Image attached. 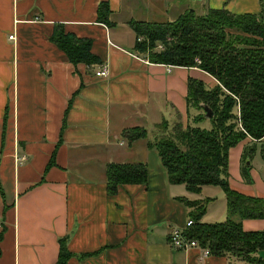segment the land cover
Returning <instances> with one entry per match:
<instances>
[{"label":"crops","instance_id":"0c3cea01","mask_svg":"<svg viewBox=\"0 0 264 264\" xmlns=\"http://www.w3.org/2000/svg\"><path fill=\"white\" fill-rule=\"evenodd\" d=\"M210 9L259 15L261 0H0V264H59L63 245L66 264H249L170 244L190 220L181 198L210 200L204 223L230 218L224 192L211 198L172 185L150 147L164 121L195 125L191 80L208 90L219 83L199 68L169 72L151 63L137 52L130 24ZM63 34L88 44L97 63H71L59 45ZM103 66L109 78L96 77ZM136 128L149 136L130 143L124 133ZM263 147L248 138L231 148L228 171L233 190L262 201ZM137 164L146 166L147 184L111 193L109 166ZM242 227L264 233V218ZM258 257L264 264V251Z\"/></svg>","mask_w":264,"mask_h":264},{"label":"trees","instance_id":"16d2710c","mask_svg":"<svg viewBox=\"0 0 264 264\" xmlns=\"http://www.w3.org/2000/svg\"><path fill=\"white\" fill-rule=\"evenodd\" d=\"M130 24L137 34V52L151 63L199 68L219 83L208 90L202 82L191 80L188 106L198 112L195 125L164 121L156 126L155 142L150 147L158 152L172 185H184L193 194L201 193L204 187H220L226 195L230 218L215 224L202 221L210 200L181 198L191 209L194 223L188 236L213 255L259 264L264 233L245 232L242 220L264 218V201L233 190L228 171L231 148L248 138L264 140V0L259 15L210 9L204 16L190 11L170 23ZM61 39L59 45L71 63H97L88 44L64 34ZM204 107L213 112L210 129L200 126L207 120ZM148 136L143 128L124 133L130 143ZM255 151L254 146L249 147L246 156L250 158ZM148 179L145 165L109 166L111 193L122 185H145ZM67 258L63 245L59 264H66Z\"/></svg>","mask_w":264,"mask_h":264},{"label":"built area","instance_id":"2783aa9c","mask_svg":"<svg viewBox=\"0 0 264 264\" xmlns=\"http://www.w3.org/2000/svg\"><path fill=\"white\" fill-rule=\"evenodd\" d=\"M10 39H14V36H11ZM159 49L162 50L163 47L159 46ZM171 66H169V72L171 70ZM110 76V70L108 66H103L99 71L96 72V77L98 78H109ZM193 221L189 220L186 228L185 229H178V230H174L172 232V234L170 235V244L176 248V249H180V250H187V249H191V248H199L200 245L198 243V241L191 239L188 236V229L191 228L193 226ZM204 250V257H208L211 255V252L208 248H203Z\"/></svg>","mask_w":264,"mask_h":264},{"label":"rangeland","instance_id":"374dc122","mask_svg":"<svg viewBox=\"0 0 264 264\" xmlns=\"http://www.w3.org/2000/svg\"><path fill=\"white\" fill-rule=\"evenodd\" d=\"M257 160L260 161L261 163L263 162L262 161L261 152H260V148L258 149V152H257ZM202 192H204L202 194V196H204V197L216 198L219 193H222L224 191L220 187H205L204 190H202ZM219 204H221V201L220 202H216L215 205H214L215 207L214 206L211 207V212H214V213L217 212L216 208L219 206ZM214 219L215 218H211L208 215V217L206 218V221L207 222L216 221Z\"/></svg>","mask_w":264,"mask_h":264},{"label":"water","instance_id":"95a60500","mask_svg":"<svg viewBox=\"0 0 264 264\" xmlns=\"http://www.w3.org/2000/svg\"><path fill=\"white\" fill-rule=\"evenodd\" d=\"M203 110L205 112L206 119L207 120L211 119L212 116H213V112L209 108H207V107H204Z\"/></svg>","mask_w":264,"mask_h":264}]
</instances>
